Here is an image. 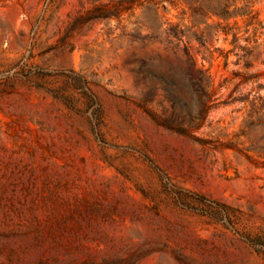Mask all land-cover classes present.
I'll return each mask as SVG.
<instances>
[{
    "label": "rangeland",
    "instance_id": "1",
    "mask_svg": "<svg viewBox=\"0 0 264 264\" xmlns=\"http://www.w3.org/2000/svg\"><path fill=\"white\" fill-rule=\"evenodd\" d=\"M0 264H264V0H0Z\"/></svg>",
    "mask_w": 264,
    "mask_h": 264
}]
</instances>
